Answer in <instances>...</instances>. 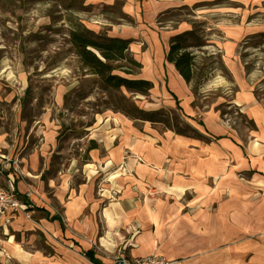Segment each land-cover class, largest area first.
<instances>
[{
    "label": "crops",
    "instance_id": "1",
    "mask_svg": "<svg viewBox=\"0 0 264 264\" xmlns=\"http://www.w3.org/2000/svg\"><path fill=\"white\" fill-rule=\"evenodd\" d=\"M151 3L153 15L182 4ZM248 14L239 13L235 23L215 24L232 77L223 89L235 113L251 123L246 135L218 109H200L189 85L165 59L169 37L190 28L158 34L154 53L146 50L148 68L140 52V69L155 82L154 65L165 104L179 109L193 134L159 131L124 114H102L89 132L95 146L88 149L80 183L68 182L72 175L62 171L43 176L45 162L35 172L20 157L25 175L15 181V192L32 218L21 213L0 218L8 239L0 240V264H95L85 253L97 264H109L116 255L142 257L153 250L171 264H264V100L255 97L256 84L238 58L242 41L264 28L248 22ZM4 143L0 131V151ZM16 234L20 241L14 240Z\"/></svg>",
    "mask_w": 264,
    "mask_h": 264
},
{
    "label": "rangeland",
    "instance_id": "2",
    "mask_svg": "<svg viewBox=\"0 0 264 264\" xmlns=\"http://www.w3.org/2000/svg\"><path fill=\"white\" fill-rule=\"evenodd\" d=\"M151 2L155 0H0V131L5 133V150L0 152L7 158L1 164H8L7 170L0 167V185H4L12 166L15 181L23 179L22 157L24 166L29 164L35 172L45 162L43 176L62 171L72 175L68 182H82L83 164L89 160L91 146L89 132L97 128L102 114L137 118L134 109H138L144 112L137 114L138 119H150V125L159 131L193 134L179 109L165 104L161 74L159 77L154 65L150 70L157 81H150L152 87L145 93L124 87L104 88L96 74L82 69L70 47L67 31L71 22L96 34L128 40V50L136 61L140 52L154 53L158 34L197 25L204 45L188 48L200 73L188 83L194 101L200 109L224 112L223 119L241 136L246 135L248 125L228 103V91L223 89L232 77L220 53L221 35L215 24L238 22L239 13L247 10L248 22L264 28V0H169L186 5L154 15ZM179 7L183 8L178 11ZM260 34L239 46L237 56L264 98V33ZM20 62L24 69L19 67ZM140 76L141 69L129 77ZM59 96L64 101L58 102ZM1 239L8 240L0 229ZM14 240L21 237L16 234ZM4 264L13 263L6 260Z\"/></svg>",
    "mask_w": 264,
    "mask_h": 264
},
{
    "label": "trees",
    "instance_id": "3",
    "mask_svg": "<svg viewBox=\"0 0 264 264\" xmlns=\"http://www.w3.org/2000/svg\"><path fill=\"white\" fill-rule=\"evenodd\" d=\"M183 7H179L177 10L180 11ZM196 27L197 25H192L190 29L172 35L169 40V49L165 55V59L174 65L179 75L187 84L192 83L194 78L197 79L200 74L194 68V55L188 50L189 47L204 45L202 38L197 33ZM67 34L71 50L78 65L82 69L96 74L104 88L119 89L120 87H124L129 91L145 93L152 87L151 82L147 79L129 77L130 75L137 74L141 65L129 52L128 40L96 34L77 22L70 23ZM257 36L262 35L249 36L242 41L240 46L244 45L247 40ZM190 38L192 41L189 42ZM242 57L243 55H241ZM245 70L246 72L248 71L246 66ZM118 71L124 75L119 74ZM257 91V88L254 89L255 97L257 99H264L259 96ZM22 103H25V98H23ZM233 108L235 109V107ZM134 110H136L135 116L137 118H139L137 114L144 113L138 109ZM222 114L225 113L222 112ZM141 119L150 120L148 118ZM242 121L249 126L251 125L244 117H242ZM94 146L93 144L88 149ZM85 256L91 262L97 264L90 257L89 253H85Z\"/></svg>",
    "mask_w": 264,
    "mask_h": 264
},
{
    "label": "built area",
    "instance_id": "4",
    "mask_svg": "<svg viewBox=\"0 0 264 264\" xmlns=\"http://www.w3.org/2000/svg\"><path fill=\"white\" fill-rule=\"evenodd\" d=\"M3 158L4 155L0 153L1 170H3V168H6L7 170L8 164H1V159ZM13 164L14 162L12 165ZM11 168L13 170L6 172L7 178H5L4 185H0V218L12 213H23L27 218H30V211L23 207V204L15 192V167L12 166ZM109 264H171V262L167 261L163 256L157 254L156 250H153L148 255L142 257H127L122 254L116 255Z\"/></svg>",
    "mask_w": 264,
    "mask_h": 264
},
{
    "label": "bare ground",
    "instance_id": "5",
    "mask_svg": "<svg viewBox=\"0 0 264 264\" xmlns=\"http://www.w3.org/2000/svg\"><path fill=\"white\" fill-rule=\"evenodd\" d=\"M133 51L137 52V49L135 47H132ZM227 53H229V50H227ZM141 57L142 60L145 64V66L148 68L149 65L151 64V59L149 56V52L148 51H144L141 53ZM21 67H23V65L21 64ZM140 78H144V79H148L149 81H154V79L152 78V76L150 74L146 75V76H140ZM176 138H180V137H176Z\"/></svg>",
    "mask_w": 264,
    "mask_h": 264
}]
</instances>
